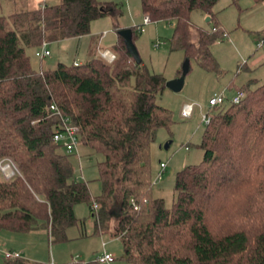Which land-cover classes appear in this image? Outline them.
Listing matches in <instances>:
<instances>
[{"label": "trees", "instance_id": "obj_1", "mask_svg": "<svg viewBox=\"0 0 264 264\" xmlns=\"http://www.w3.org/2000/svg\"><path fill=\"white\" fill-rule=\"evenodd\" d=\"M219 1L142 0V10L151 22L175 23L172 50H184L190 62L216 72L212 47L229 36L216 21ZM195 11L209 15L213 26H196ZM108 13L119 19L123 9L61 0L0 15V161L11 159L20 171L9 180L0 176V231L31 232L45 221L52 241H65L79 222L75 206L87 202L97 233L118 208L116 235L130 264H264V83L236 86L247 92L240 103L214 107L200 145L203 161L177 173L167 206L152 195L151 166L158 131L174 122L158 102L166 77L137 63L121 35L112 63L93 52L78 65L35 70L28 54L44 42L90 34L92 22ZM114 28L118 34L123 29L118 21ZM131 29L135 41L142 26ZM64 118L80 127L84 146L104 157L97 197L89 181L75 178L71 153H61L64 146L54 140ZM1 264L51 263L22 256L4 257Z\"/></svg>", "mask_w": 264, "mask_h": 264}, {"label": "rangeland", "instance_id": "obj_2", "mask_svg": "<svg viewBox=\"0 0 264 264\" xmlns=\"http://www.w3.org/2000/svg\"><path fill=\"white\" fill-rule=\"evenodd\" d=\"M45 1L50 4L61 2V0H0V15H8L11 7L17 10L22 7L21 4L27 6L21 11L31 10L41 6ZM97 1L119 4L123 9V15L118 19L108 13L94 20L91 24V34L81 40L69 39L63 43H52L47 47L52 55L46 59L42 60L36 56V52L42 49H29L28 54L35 70L54 69L58 62L72 64L75 61H87L88 46L92 38L100 37L102 50H114L119 39V34L114 28L115 22L118 21L122 28L142 26L141 33H137L139 36L135 38V44L142 60L152 72L163 74L167 80L180 76L186 53L184 50H172L171 39L175 24L168 21L145 24L142 0ZM214 11L217 15L216 21L229 33L227 38L218 40L212 47L219 63V71H206L196 59H191V71L187 75L183 90L174 92L166 88L158 97L159 104L170 109L174 119L170 128H161L158 131L157 139L151 146L154 182L152 195L165 199L167 206H171L174 201L177 173L187 165L203 161L204 150L200 145L207 124L203 120V114L215 111V108L209 105L210 99L216 94L224 93L227 101L223 106H227L236 91V86H242L252 79L257 80V85L264 83V44L261 39L264 37V1L220 0ZM206 20L207 16L202 12H193L192 22L196 26L210 29L215 22ZM195 32L193 35L197 36ZM159 42L162 43L157 46ZM94 52L100 55L97 49ZM185 103L196 106L191 118H184L181 115ZM169 142L172 143L166 149L165 145ZM79 147L84 148V151L80 150V158L77 152L70 155L75 178L84 180L81 174L83 167L92 195L97 197L102 192L98 163L103 161L104 157L87 146ZM60 151L66 154L64 147ZM161 163L166 164V169L162 179L156 182ZM3 177L1 178L4 179ZM111 210L114 211V216L110 215L108 221L103 222V233H97L96 216H92L90 204L87 202L77 204L75 213L79 222L67 230L68 239L65 241H52L50 232L46 230L0 231V264L4 260L5 252L16 250L22 252L24 250L23 257L34 262L51 264L72 262L101 264L95 261L96 257L107 250L117 257L112 264H130L123 257L124 247L121 238L116 237L118 208ZM39 225L45 226V221H40Z\"/></svg>", "mask_w": 264, "mask_h": 264}, {"label": "built area", "instance_id": "obj_3", "mask_svg": "<svg viewBox=\"0 0 264 264\" xmlns=\"http://www.w3.org/2000/svg\"><path fill=\"white\" fill-rule=\"evenodd\" d=\"M123 1H127V0H123ZM150 22H151L150 16L145 15V24L150 23ZM39 49H42V50H38L36 52L37 57L41 59H45L46 57L50 56L51 52L47 48V42H44L42 46L39 47ZM100 56L104 58L105 60L109 61L110 63L114 62L116 59V55L110 50L101 51ZM75 64L78 65V62H75ZM246 95H247V92L244 89H238L232 96L230 102L238 104L246 97ZM226 101H227V98L225 97L224 93L216 94L210 99L209 105L211 107L221 106ZM195 107L196 106L194 104L185 103L181 110V115L184 118H191L194 113ZM51 110L55 113H60L57 106L54 104L51 105ZM211 116H212V113L210 112L204 113L203 114L204 122L208 124L211 121ZM54 140L55 142L62 144L68 153L72 154V153L77 152L80 158V147L79 146L83 145V142H82L81 130L79 126L71 124L67 118H64L63 130H59L55 133ZM188 148L189 147H187V149ZM165 169H166V164L161 163L160 173L158 174L156 182H159L162 179ZM0 171L6 180L11 179L17 173H20L17 165L11 159H4L0 161ZM131 203L134 205V208L136 210L140 208L134 199L131 200ZM98 208H99L98 204H95L94 209H98ZM4 257L6 259L20 258L22 257V253L19 251H7L4 253ZM115 260H116V257L113 253L105 251L99 254L96 257L95 261L101 264H112Z\"/></svg>", "mask_w": 264, "mask_h": 264}, {"label": "water", "instance_id": "obj_4", "mask_svg": "<svg viewBox=\"0 0 264 264\" xmlns=\"http://www.w3.org/2000/svg\"><path fill=\"white\" fill-rule=\"evenodd\" d=\"M206 21L210 22L211 18L209 17ZM119 35H121L124 38L127 49L132 54V56L134 57L136 62L141 63L143 60H142L141 55L139 53V50L135 44L132 29L131 28H123L119 31ZM190 71H191L190 59L186 58L180 76H178L174 79L168 80L166 83V87L168 89L174 91V92L182 91L185 84H186L187 75L189 74ZM171 143L172 142L167 143L165 145V148L168 149L170 147ZM112 215H114V214H112Z\"/></svg>", "mask_w": 264, "mask_h": 264}, {"label": "crops", "instance_id": "obj_5", "mask_svg": "<svg viewBox=\"0 0 264 264\" xmlns=\"http://www.w3.org/2000/svg\"><path fill=\"white\" fill-rule=\"evenodd\" d=\"M47 1H45L44 3H46ZM48 3V2H47ZM50 4V3H49ZM21 6L22 7H20L19 9H14L13 7H11V12L8 14V15H5V16H9V15H11V14H13V13H15V12H17V11H21V10H23V9H25V8H27V6H26V4H21ZM16 7V6H15ZM36 8H38V7H36ZM36 8H33V9H36ZM205 16H207V19L209 18V16L208 15H206V14H204ZM173 24H175L174 22H172ZM140 26V25H139ZM143 29V28H142ZM91 34V33H90ZM90 34H88V35H90ZM88 35H85V36H80V37H74V38H68V39H65V40H61V41H56V42H51V43H47V47L48 46H50L52 43H63V42H65V41H67V40H69V39H78V40H81V39H83V38H85V37H87ZM99 38L100 37H98V38H92V40L90 41V43H89V46H88V52H89V59H90V57H91V55H92V53L95 51V49H97V51H99V52H101V51H105V50H102V47L100 46V40H99ZM194 39H196V36H194ZM262 39V38H261ZM161 43L162 42H159V43H157V46H160L161 45ZM262 44H264V40L262 41ZM106 50H110L111 52H114V50L113 49H106ZM97 54H98V52H97ZM115 54V53H114ZM52 55V53L50 54V56ZM49 57V56H48ZM47 58V57H46ZM45 58V59H46ZM43 60V59H42ZM76 62V61H75ZM59 63V62H58ZM78 63H82V62H78ZM57 66V65H56ZM44 67V66H43ZM236 92V91H235ZM85 147V146H84ZM84 148H80V150L82 151ZM84 151V150H83ZM81 174H82V176H83V179L84 180H86V177H85V172H84V169H83V167L81 168ZM87 181V180H86ZM114 212V211H113ZM112 212V214H114ZM92 216H94L93 214H92ZM114 216V215H113ZM39 230H46V231H48L46 228H45V226H40V227H38V229H35V230H33V231H39ZM49 232V231H48ZM50 234V233H49ZM116 237H119V236H116ZM16 251H19V250H16ZM105 251H107V250H105ZM19 252H21L22 253V256H24L23 255V252H24V250H23V252L22 251H19ZM109 252V251H108ZM116 257V256H115ZM116 260H117V257H116ZM115 260V261H116ZM114 261V262H115ZM129 263V262H128ZM55 264H60V263H55Z\"/></svg>", "mask_w": 264, "mask_h": 264}]
</instances>
